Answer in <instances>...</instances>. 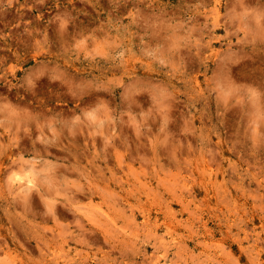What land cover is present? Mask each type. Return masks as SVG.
Returning a JSON list of instances; mask_svg holds the SVG:
<instances>
[{"label":"rangeland","instance_id":"374dc122","mask_svg":"<svg viewBox=\"0 0 264 264\" xmlns=\"http://www.w3.org/2000/svg\"><path fill=\"white\" fill-rule=\"evenodd\" d=\"M1 137L0 264H264V0H0Z\"/></svg>","mask_w":264,"mask_h":264},{"label":"bare ground","instance_id":"6f19581e","mask_svg":"<svg viewBox=\"0 0 264 264\" xmlns=\"http://www.w3.org/2000/svg\"><path fill=\"white\" fill-rule=\"evenodd\" d=\"M27 86H28V85H27ZM13 87H14V86H13ZM15 88H17L16 85H15ZM28 89H29V88H28ZM31 91H32V90H31ZM253 102H254V100H253ZM254 103H255V102H254ZM20 123H21V122H20ZM21 125H22V124H21ZM21 125L18 124V127H20ZM22 134H23V133H22ZM27 135H28V134H27ZM10 136H12V135H10ZM15 136H16V135H15ZM5 137H6V136H5ZM17 137H19V135H18ZM11 138H12V137H11ZM0 139H2V137H1ZM9 139H10V138H9ZM13 140H15V139H13ZM22 140H23V139H22ZM24 140H25V139H24ZM8 141H9V140H8ZM18 142H21V141L18 140ZM13 143H14V141H13ZM7 144H8V143H7ZM11 144H12V143H11ZM26 144H27V143H26ZM26 144H24V145H26ZM19 145H20V144H19ZM5 146H6V145H5ZM12 147H13V149L15 148L13 145H12ZM23 147H24V146H23ZM23 147H21V149H22ZM32 147H33V146H32ZM37 149H38V148H37ZM13 152H14V151H13ZM13 152H12V153H13ZM34 153H35V152H34ZM15 159H16V158H15ZM11 162H12V161H11ZM11 162H10V163H11ZM13 162H14V161H13ZM13 162H12V163H13ZM16 164H17V163H16ZM9 165H11V164H9ZM12 165H13V164H12ZM7 167H8V166H7ZM10 167H11V166H10ZM8 168H9V167H8ZM13 168H14V167H13ZM11 169H12V168H11ZM16 169H18V168L16 167ZM12 170H13V169H12ZM10 171H11V170H10ZM16 172H17V171H16ZM17 173H18V172H17ZM37 173H38V172H37ZM39 173H40V172H39ZM2 174H3V173H2ZM7 174H8V173H6V176H7ZM9 175H10V174H9ZM2 176H3V175H2ZM18 176H19V175H18ZM7 177H9V176H7ZM34 177H36V176H34ZM9 178H10V177H9ZM17 178H18V177H17ZM2 179H3V177H2ZM4 179H5V178H4ZM12 179H13V177H12ZM31 179H32V178H31ZM31 179L28 180V184H32V185H33L34 182H37V181H35L34 179H33L34 182H32ZM3 181H4V180H3ZM6 181L8 182V181H10V180H9V179H8V180L6 179ZM6 181H5V182H6ZM5 182H4V183H5ZM7 182H6V183H7ZM2 183H3V182H2ZM8 183H9V182H8ZM50 183H51V182H50ZM37 185H39V184H37ZM34 186H35V185H34ZM35 187H37V186H35ZM38 187H39V186H38ZM42 187H43V186H42ZM39 188H41V187H39ZM81 190H82V189H81ZM37 191H38V190H37ZM79 191H80V190H79ZM79 191H78V192H79ZM44 192H45V190H44ZM47 192H48V191H47ZM47 192H45V193H47ZM82 192H83V191H82ZM80 193H81V191H80ZM84 193H85V192H84ZM29 194H30V193H29ZM29 194L27 195V197L30 198ZM31 194H32V193H31ZM35 195H36V194H34L33 196H35ZM42 195H43V194H42ZM35 197H36V196H35ZM71 197H72V196H71ZM85 197H86V196H85ZM36 198H37V197H36ZM74 198H75V197H74ZM63 199H64V198H63ZM23 200H24V198H23ZM71 200H73V199H71ZM90 200H91V199H90ZM24 201L28 203V201H26V200H24ZM31 201H32V200H31ZM37 201H39V200H37ZM66 201H67V199H66ZM76 201H77V200H76ZM22 202H23V201H22ZM29 202H30V201H29ZM39 202H40V201H39ZM27 203H25V205H26ZM50 203H51V202H50ZM52 203H53V201H52ZM52 203H51V204H52ZM60 203H61V201H60ZM23 204H24V203H23ZM55 204H56V203H55ZM62 204H63V203H62ZM74 204L76 205V203H74ZM40 205H41V204H40ZM53 205H54V204H53ZM53 205H52V206H53ZM57 205H58V204H57ZM63 205L66 206V207L68 206V204H67V205L63 204ZM75 205H74V206H75ZM27 206H28V204H27ZM49 206H50V205H49ZM71 206H72V205H71ZM97 206H98V205H97ZM39 207H41V206H39ZM61 207H62V206H61ZM61 207H60L59 209H62ZM66 207H65V208H66ZM68 207H69V206H68ZM68 207H67V208H68ZM75 207H76V206H75ZM77 207H78V205H77ZM77 207H76V208H77ZM94 207H95V206H94ZM6 208H7V207H6ZM29 208H30V207H29ZM46 208H47V207H46ZM52 208H53V207H52ZM54 208H56V206H55ZM54 208H53V210H54ZM69 208H70V207H69ZM95 208H96V207H95ZM95 208H94V209H95ZM99 208H100V207H99ZM71 209H72V208H71ZM73 209H74V207H73ZM80 209H81V208H80ZM94 209H92V210H94ZM101 209H102V208H101ZM5 210H6V209H5ZM25 210H26V209H25ZM46 210H48V212H51V211H52V209H51V211H49V208H47ZM59 211H60V210H59ZM59 211H58V212H59ZM69 211H70V210H69ZM71 211H72V210H71ZM76 211H78V210H76ZM80 211H81V210H80ZM83 211H84V210H83ZM94 211H95V210H94ZM33 212H34V211H33ZM66 212H67V211H66ZM97 212H98V208H97ZM69 213H70V212H69ZM78 213H80V212H78ZM91 213H92V212H91ZM48 214H49V213H48ZM51 214H52V213H51ZM70 214H71V213H70ZM86 214H87V213H86ZM96 214H97V213H96ZM101 215H102V214H101ZM66 216H67V215H66ZM75 216H76V215H75ZM75 216H74V218H75ZM80 216H81V215H80ZM85 216H86V215H85ZM91 216H92V214H91ZM51 217H53V214H52ZM81 217H82V216H81ZM83 217H84V216H83ZM87 217H89V216H87ZM87 217H86V218H87ZM55 218H57L56 215H55ZM55 218H54L53 220H56ZM51 219H52V218H51ZM96 219H97V218H96ZM78 220H80V219L78 218ZM81 220H82V219H81ZM91 220L93 221V219H91ZM89 221H90V219H89ZM96 221H97V220H96ZM55 222H56V221H55ZM75 222L78 223L77 220H76ZM79 222H81V221H79ZM68 223H69V220H68ZM90 223H91V222H90ZM98 223H99V221H98ZM82 224H83V223H82ZM55 225H56V224H55ZM63 225H64L65 227H67V224H63ZM72 225H73V224H72ZM75 225L78 226L77 224H75ZM83 225H84V224H83ZM83 225L80 224V226H82V227H83ZM96 225H97V224H96ZM57 226H58V225H57ZM57 226H56V227H57ZM64 226H63V227H64ZM97 226H98V225H97ZM56 227H55V228H56ZM58 227H59V226H58ZM60 227H61V226H60ZM63 227H62V228H63ZM101 227H102V226H101ZM44 228H45V227H44ZM48 228H49V227H48ZM53 228H54V227H53ZM71 228H72V227H71ZM76 228H77V227H76ZM98 228H99V226H98ZM45 229H46V228H45ZM59 229H60V228H59ZM78 229H79V228H78ZM89 229H90V228H89ZM100 229H102V228H100ZM100 229H99V230H100ZM104 229H105V228H104ZM41 230H42V229H41ZM52 230H53V229H52ZM68 230H69V229H68ZM81 230H82V228H81ZM55 231H56V230H55ZM58 231L61 232V230H58ZM65 231H66V230H65ZM78 231H80V230H78ZM82 231H83V230H82ZM102 231H104V230L102 229ZM36 232H37V231H36ZM43 232H44V231H43ZM45 232H46V231H45ZM49 232H50V231H49ZM104 232H105V231H104ZM104 232H103V234H104ZM56 233H58V232H56ZM65 233H66V232H65ZM77 233H78V232H77ZM80 233H82V232H80ZM83 233H85V232H83ZM83 233H82V234H83ZM38 234H39V232H38ZM58 234H59V233H58ZM82 234H81V236H82ZM34 235H35V234H34ZM55 235H56V234H55ZM79 235H80V234H79ZM36 236H37V235H36ZM49 236H50V235H49ZM59 236H60V235H59ZM77 236H78V235H77ZM105 236H106V235H105ZM0 237H1V236H0ZM54 237H55V236H54ZM94 237H95V236H94ZM103 237H104V236H103ZM56 238H57V237H56ZM58 238H60V237H58ZM96 238H97V237H96ZM1 239H2V238H1ZM1 239H0V242H1ZM63 239H64V238H63ZM66 239H67V238H66ZM102 239H103V238H102ZM105 239H106V238H105ZM4 240H5V239H4ZM74 240H75V239H74ZM2 241H3V240H2ZM57 241H58V240H57ZM3 242H4V241H3ZM11 242H12V241H11ZM75 242H77V241H75ZM4 243H5V242H4ZM37 243H39V241H37ZM40 243H41V242H40ZM58 243H59V242H58ZM85 243H86V242H85ZM40 245H41V244H40ZM46 245H47V243H46ZM36 246H37V245H36ZM39 247H40V246H39ZM39 247H38V248H39ZM60 247H61V245H60ZM40 248H42V247H40ZM62 249H63V248H62ZM48 251H49V250H48ZM53 251H54V250H53ZM85 251H86V249H85ZM74 252H75V251H74ZM83 252H84V251H83ZM52 253H53V252H52ZM73 254H75V253H73ZM76 254H77V251H76ZM52 255H55V254H52ZM60 255H61V254H60ZM78 255H79V253H78ZM81 255H82V254H81ZM47 256H48V255H47ZM49 256H50V255H49ZM52 258H53V257L51 256V259H52ZM59 258H60V256H59ZM99 259H100V258H99ZM49 260H50V258H49ZM68 260H69V259H68ZM81 260H82V259H81ZM51 261H52V260H51ZM52 262H53V261H52ZM66 262H68V261H66ZM78 262H79V261H78ZM55 263H56V262H55ZM74 263H75V262H74ZM56 264H58V263H56Z\"/></svg>","mask_w":264,"mask_h":264}]
</instances>
